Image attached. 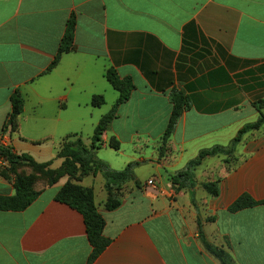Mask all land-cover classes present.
I'll use <instances>...</instances> for the list:
<instances>
[{"label": "crops", "instance_id": "0c3cea01", "mask_svg": "<svg viewBox=\"0 0 264 264\" xmlns=\"http://www.w3.org/2000/svg\"><path fill=\"white\" fill-rule=\"evenodd\" d=\"M73 16L75 48L48 71ZM109 69L136 88L96 156L114 171L134 164L135 178L115 190L122 205L114 211L106 209L102 172L73 180L94 190L106 220L111 242L93 264H221L204 247L199 222L230 264H264V204L228 210L245 193L264 201V124L245 133L232 156L205 158L194 188L171 184L201 151L228 147L264 114V0H0V145L61 171L63 141L79 135L90 145L119 99ZM16 90L24 110L3 132ZM175 90L189 108L165 145ZM94 96L105 104L94 107ZM7 167L0 158V195L13 196ZM25 168L19 172L32 174ZM67 181L35 187L41 194L25 211H0V264H87L84 218L55 200ZM214 182L218 197L203 188Z\"/></svg>", "mask_w": 264, "mask_h": 264}, {"label": "trees", "instance_id": "16d2710c", "mask_svg": "<svg viewBox=\"0 0 264 264\" xmlns=\"http://www.w3.org/2000/svg\"><path fill=\"white\" fill-rule=\"evenodd\" d=\"M75 29L76 20L73 16L68 22L58 53L48 68V71H52L59 64L64 54L74 50ZM106 78L110 85L119 92V99L110 112L101 118L95 129L90 145H86L79 135H70L63 141L61 149L56 157L57 159H63V169L61 171L56 172L52 169L54 161L38 163L29 155H17L10 147L0 145V158L8 164V167L2 175L5 179L14 182L16 190L13 196L0 195V211L22 212L28 209L41 194V191L35 189L37 175L43 176L44 181L47 180L49 185H54L62 176H67L68 181L59 190L55 200L77 210L83 216L87 227L88 239L92 247L87 264H93L107 249L111 241L104 235L106 220L97 209L94 190L73 183V180L79 172H81V175H87L90 172H102L107 180L106 189L109 194L106 202V209L108 211H114L122 205V201L118 198L115 190L121 189L125 183L135 178L133 173L134 164H129L122 171H114L106 162L98 159L96 156V151L103 146L102 136L118 116L119 106L130 99L136 88L131 78L120 77L114 69H109L106 72ZM171 101L173 103V111L163 139L165 145L167 140L174 133L178 120L184 111L189 108L188 98L179 91L175 90L172 92ZM24 104L25 100L22 93L16 90L11 96V112L4 124L3 132L7 131L8 128H12V130L15 128L17 118L23 113ZM104 104L105 98L103 96L93 97L92 105L94 107H101ZM263 124L264 114L261 115L256 123L244 127L228 147L216 146L201 151L195 160L188 163L185 170L171 177L173 188L177 191L194 188L196 183L193 179V172L202 164L205 158L218 154L232 156L235 145L242 140V136L250 130L259 129ZM110 146L115 150L119 149V144L115 141H112ZM23 166L29 167L32 170V174L26 175L20 173L19 169ZM203 188L210 195L214 197L219 196L217 183H204ZM263 204L264 201H256L250 194L245 193L241 195L228 210L231 213H236ZM212 220L213 219H211V221ZM199 231L206 250L218 259L221 264H230L229 256L223 249L214 247L206 241L200 222Z\"/></svg>", "mask_w": 264, "mask_h": 264}, {"label": "rangeland", "instance_id": "374dc122", "mask_svg": "<svg viewBox=\"0 0 264 264\" xmlns=\"http://www.w3.org/2000/svg\"><path fill=\"white\" fill-rule=\"evenodd\" d=\"M25 173L32 172V170L29 167H26L23 170ZM44 184V177L41 175H37V181H36V188H40Z\"/></svg>", "mask_w": 264, "mask_h": 264}, {"label": "built area", "instance_id": "2783aa9c", "mask_svg": "<svg viewBox=\"0 0 264 264\" xmlns=\"http://www.w3.org/2000/svg\"><path fill=\"white\" fill-rule=\"evenodd\" d=\"M150 184H152V181L150 182Z\"/></svg>", "mask_w": 264, "mask_h": 264}]
</instances>
